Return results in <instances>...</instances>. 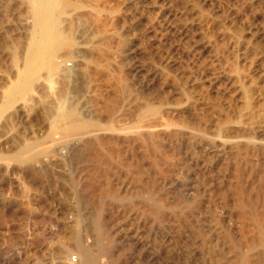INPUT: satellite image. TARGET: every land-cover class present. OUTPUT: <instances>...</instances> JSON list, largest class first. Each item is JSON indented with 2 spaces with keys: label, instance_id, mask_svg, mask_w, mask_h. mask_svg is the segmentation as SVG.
Returning a JSON list of instances; mask_svg holds the SVG:
<instances>
[{
  "label": "rangeland",
  "instance_id": "1",
  "mask_svg": "<svg viewBox=\"0 0 264 264\" xmlns=\"http://www.w3.org/2000/svg\"><path fill=\"white\" fill-rule=\"evenodd\" d=\"M32 2L0 0V264L75 261L77 253L66 254L62 248L85 233L84 243L96 240L94 226L99 217L113 237H103L105 247L107 243V249H114L113 254L106 249L102 263L115 264L120 259L119 264H172L169 199L191 189L224 187L234 179L232 153L223 152L219 141L212 144V137L248 134L264 141V0H67V12L76 10L72 23L62 28L69 45L56 52L53 64L57 68H38L29 90L20 93L15 88L24 83L28 50L33 47ZM94 13L104 15L108 34L115 36L107 56L91 50L97 41ZM160 70L167 74L166 85L155 76ZM181 78H189L186 94L177 91ZM229 80L243 83L231 85ZM112 97L118 103L110 102L115 112L106 121L104 104ZM246 101H250V119L239 123L240 115L247 113ZM63 103H74L81 119L99 124L81 135L64 136L58 130L50 134L57 107ZM151 103L157 110L161 106L159 115L177 120L174 123H196L205 137L180 134L166 141L162 152L146 150L135 131ZM91 133L109 135L117 142L108 166L117 194L102 202L97 198L100 185L92 190L90 184L98 170L96 163L67 151L80 136ZM19 151L22 156L16 159ZM263 154L264 150L253 152L249 161L264 168ZM147 187H154L152 200L140 195ZM217 197L215 202L222 207ZM156 199L163 202L158 219L149 209L155 207ZM140 242L143 250L135 246Z\"/></svg>",
  "mask_w": 264,
  "mask_h": 264
},
{
  "label": "bare ground",
  "instance_id": "2",
  "mask_svg": "<svg viewBox=\"0 0 264 264\" xmlns=\"http://www.w3.org/2000/svg\"><path fill=\"white\" fill-rule=\"evenodd\" d=\"M32 1L33 2L31 4V18H32L33 27H34V33H33L32 36H34V37H33V40H32L33 43H31L30 45H32L33 47H32V49L28 50L29 52H28V56H27V60H26L27 61V63H26V68H27L26 71H27V73L25 75V80L23 79L24 83L15 88V91L20 92V93H22L25 90H29L31 82L32 81L34 82V78L33 77H34L35 71L38 68H40V67L41 68H44V67L45 68L46 67L49 68L51 66L53 68V66L55 67L57 65V64L56 65L53 64L54 63L53 60H54V56H56V52L59 51V49L65 48V47H67L69 45L67 43V41L65 40L64 31H63L62 28H63L64 24L65 25L66 24L70 25V23H72L71 20H72L73 16L75 15V12H76V10H73V11H71L69 13L67 12L68 8H70L69 7L70 3L67 2V0H32ZM85 8H87V7H85ZM96 11H98V9ZM93 12H95V11H93ZM98 14H99V12H98ZM201 14H202V12H201ZM102 16L104 17V15H102ZM102 16L101 15L99 16L96 13L91 15V17H92L91 20H94V23L97 26V30H95V32L97 33V41L96 42L94 41V43L91 46L92 47L91 50H92V52L98 53V55L100 54L101 56L102 55L107 56L108 54L106 55V53H108L110 51L109 50L110 49V45H111V42L113 44L114 41H112V40H113V38H115V36L114 37L112 36L113 33L112 34H108V32L106 30V27H107L108 23L106 22L107 20L101 18ZM92 23H93V21H92ZM215 53H217V52H215ZM61 56H62V54H61ZM160 60H161V58H160ZM159 62H161V61H159ZM187 65H190V64H187ZM123 66H125V65H123ZM55 68H57V66ZM165 68H167V67H165ZM157 69H160V68H157ZM49 70H51V68ZM52 70H54V69H52ZM105 70H107V69H105ZM164 72H162V71L158 72L157 71V73L155 75V76L158 77V81L163 80L162 81V85L165 84L164 81L166 83L168 81V79H166L167 74L165 75ZM194 76H195V74H194ZM238 78H240V77H238ZM188 79H185V80L182 79L181 83L180 84L178 83L180 85V86L177 85L179 87L177 89L178 92L180 91V92H182V94L183 93L184 94L187 93V88H185V86H186V83L188 82ZM240 79H242V78H240ZM20 80H21V78H20ZM238 81L240 82L241 80H229L231 85L237 84ZM193 82H194V80H193ZM176 84L177 83H175V86H176ZM177 86L175 88H177ZM243 86H245V84ZM87 88H88V86H87ZM193 88H195V87H193ZM196 89H198V87ZM185 90H186V92H185ZM165 94H167V93H165ZM246 94H247L246 91H244V93H243L244 97H246ZM185 98H187V95H186ZM193 98H195V97L193 96ZM110 100H111V98H110ZM110 100L108 101L109 102L108 104H107V100H106V103L104 104V105H106L105 107L108 109L107 115L105 116V118H103L106 121L110 120L112 112H115V111H112L114 109L113 106L109 107L110 104H111L110 102H112L113 105L114 104L116 105V103H118V102H115V103L113 102V101H117L118 100V99L117 100L116 99L113 100V97H112V100L111 101ZM150 102H152V101H150ZM160 102L162 103V100H159V103ZM163 102H165V101H163ZM76 103L77 102L75 101V104ZM153 103H154V101H153ZM153 103L149 104L148 107L146 106L147 110L145 108L146 112H143V113H146L145 117H142L143 115L140 116L141 117V121H142V118L143 119L145 118V119L143 120L142 125L139 128H137L138 130L135 131L137 133L136 137L138 136L140 142H142L144 144V146H143L142 143H140V144H142L143 148L146 147L147 148L146 150H148V147H149V148H151L152 151H154V152L158 151V153H159V150L160 151L163 150V149H161V147H163L164 144H165L164 147L166 148V141H168L169 139H173L175 137H178V136H180V134H184V135L186 134L185 137L187 136V134H189V136L191 138H195V137L198 138L199 136L205 137V135H204L205 133L202 132V130H200L199 127L197 128L198 125H196V123H190V122H188L186 120H184L183 122L180 121V123H174V122H177V120L173 121L171 119H168L169 117L168 118H164L165 116L159 115L160 114L159 110H160L161 106L157 110L156 108H158V107H156V105L153 104ZM161 103H160V105H161ZM181 103H183V102H181ZM246 103L248 105L247 108H245V109H247V113L246 114H242L243 116L240 115L241 119L238 120L239 123H242L243 120L245 119L246 120V124H247V120L250 119V110H248L250 108V101H246ZM65 104L64 105L60 104L61 106H59V108L57 107L58 110H57V113H56L57 114L56 115V122H53L51 124V126H50V128H51L50 134H52L54 131L58 130V131H61L64 136H69L70 137L72 135H77V134L81 135V133L83 134L86 131L88 132V130H91V128H93V127L96 128L95 126L99 124L98 122L93 121V120L81 119V117H80L81 114L79 115V111L77 110V106L74 103L72 105L71 104L70 105L67 104L68 106L65 105ZM154 105H155V107H154ZM95 106H97V105H95ZM175 106H177V105H175ZM187 107H188V105H187ZM174 110H175V108H174ZM174 110H173V112H174ZM175 112L173 114H175ZM181 113H184L183 110H182ZM179 114L180 113H178L177 115H179ZM227 115H229V114H227ZM179 116H181V114ZM228 117H230V116H228ZM242 118H243V120H242ZM141 121H140V123H141ZM202 121H204V120H202ZM235 121H234V123H235ZM231 122H233V121H231ZM140 123H139V125H140ZM227 123H229V122H227ZM243 123H245V122H243ZM238 125L240 126V124H238ZM222 128L223 127H221V129ZM102 130H104V129H102ZM222 130H224V129H222ZM131 133H132V131H131ZM33 134H34V132H33ZM52 137H51V139H52ZM54 137H53V139H54ZM190 137H189V140H190ZM223 137L215 138V139H213V137H212L211 143L215 144L213 142H216V141L218 142L219 141L220 144L218 146H219V148L222 149L223 152H231L232 153V155L234 157V160H233V162H234V171H232V173H233L232 177H234V179L232 178V181H230L229 184L224 185V187L221 184H220L221 186L219 185L218 187H215V186L212 187L208 183L210 185V188H208V189L205 188V191L202 190L203 192H201L200 189L199 190L198 189L197 190L194 189L193 191L191 189V190H188L189 192H186V193L184 192L185 193L184 195L181 194L182 196L179 195V194L178 195L177 194L173 195L171 193L173 195V197L170 196L171 198L169 199V203L167 204L168 205L167 207H168V210H169V221H170V225H171V231H170V233L169 232L168 233L170 234L169 235V239H170L169 243H170V246H171V253L170 252L169 253H170L171 258H172V261H171L172 264H264V168L260 167L261 165L258 166L256 163H255L256 165H253V164H251V161H249V159L251 158L250 156H251V154H253V152H256V151L258 152L259 150H264V141H262V139L259 140V139L255 138V137L248 136V134L245 137L240 136V135L239 136L238 135L237 136H233L232 135V136L225 137V134H224ZM202 138H200V139H202ZM80 139L81 140L78 139L76 143L73 142L74 144L72 145V147L69 146L68 149L66 147L65 148L67 149V151L69 150V152H70V150H72L71 151L72 154L76 155L77 158L86 157V159H88L90 161H94L96 163V166L98 167V170H97L98 172L96 171L95 174H92L93 179L90 178L91 176L90 177L88 176V177L93 180V182L91 180V183H90L91 185H93V187L90 186V187H92V190L96 189L97 185L95 186V184H97V183H98V186L99 185L101 186V187L99 186L100 190L96 189V190H99L98 194L96 193L97 191L95 193L98 196L97 197L98 200H100L99 202H102V199L105 200L104 198L109 197L110 194H117V191H116V188H115L116 185L114 186V184H111L110 183L111 181H109V177H108V173H109L108 172L109 171L108 170V166L110 165L109 163H112V158H113L114 152H115L114 145L117 142H115V140L111 136H109V135L108 136L107 135L103 136L102 133H93V134L91 133L90 135L88 134L87 136H84V138H81V136H80ZM189 140H187V141H189ZM208 140L210 141V138ZM194 144H195V142H194ZM55 145H57V144H55ZM67 146H68V144H67ZM142 146H141V148H142ZM26 149H28V148H26ZM44 150L45 149H43V151ZM22 152L23 151H19V152H17L15 154L16 155L15 156L16 159L21 158ZM50 152H52V151H50ZM71 152H70V154H71ZM145 153H147V152H145ZM150 153H153V152H150ZM59 157H61V156H59ZM156 159H157V157H156ZM110 160H111V162H110ZM235 160H237V161H235ZM241 161H243V163H245L244 167L242 165H240L242 163ZM238 162H241V163H238ZM101 169H102V171H101ZM94 170H96V169H94ZM209 171H210V169H209ZM81 173H82V171H81ZM158 173H159V171H158ZM136 177H138V176H136ZM193 187L196 188V186H193ZM93 188H95V189H93ZM153 189H154V187L151 190L153 191ZM151 190L148 187H147V189H145L143 191L141 189V191H140L141 197L145 198L146 200L147 199L148 200H152L153 194H151L152 193ZM118 194H120V193L118 192ZM150 194L152 195V197L150 196ZM216 196H218L217 198L221 199V202L223 203L222 207L217 206L218 203L215 202L216 201V199H215ZM117 197H119V196H117ZM163 200H165V199H163ZM153 203H154V201H153ZM100 206H101V204H100ZM104 206H105V203H104ZM162 206H163L162 199H159V200L156 201L155 207L151 208L152 207V205H151L150 208H149L151 211L149 209L148 210L150 212H153V214L155 215L154 217L156 219H158L157 217L160 214V208ZM218 208H220L221 214L218 213L219 212ZM98 216H100V215L98 214ZM101 219L102 218H100V217L98 219L96 218L97 221H95L96 225L94 224L95 225L94 226V230L97 232L96 233L97 236H96V240H94L92 243H91V241L88 242L89 244H87L86 242L84 243V241H83L84 238L83 237L88 235V234L85 233V236L84 235H79L76 238L74 244H73V242L71 244L70 243L71 241H70L69 243H66L64 245V247L62 248L63 252H65L66 254H70V253H74L75 252V253H77V256H76L75 261L74 260L68 261V259H67L66 261H68V262H65V260L64 261H60L61 264H104V263H102L101 258H102V255L105 253V251L107 249L106 248L107 247V243H106V247H105V244H104L105 241L103 242V237L106 236L110 240H113V237L111 236L112 233L107 232L108 229H107V231L104 229L103 225L105 223H104V221H102L103 219L102 220ZM75 228H76V226H75ZM113 236H114V234H113ZM110 245H113V243L109 244L108 246H110ZM135 246H136V248H138L140 250L144 249V245L142 243L141 244L136 243ZM107 250H109V252L111 254L114 253V249H112L111 246ZM60 251H61V249H60ZM62 251L60 253L61 256H62V254H65ZM117 260H120V259H117ZM117 260L115 261V264H119V261H117Z\"/></svg>",
  "mask_w": 264,
  "mask_h": 264
},
{
  "label": "built area",
  "instance_id": "3",
  "mask_svg": "<svg viewBox=\"0 0 264 264\" xmlns=\"http://www.w3.org/2000/svg\"><path fill=\"white\" fill-rule=\"evenodd\" d=\"M69 65V64H68Z\"/></svg>",
  "mask_w": 264,
  "mask_h": 264
}]
</instances>
